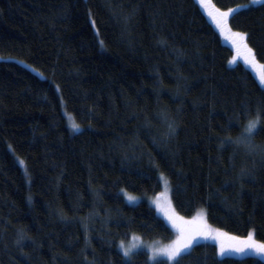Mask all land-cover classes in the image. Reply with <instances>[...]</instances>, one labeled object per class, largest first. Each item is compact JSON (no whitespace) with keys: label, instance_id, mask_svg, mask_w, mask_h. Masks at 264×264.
I'll list each match as a JSON object with an SVG mask.
<instances>
[{"label":"trees","instance_id":"16d2710c","mask_svg":"<svg viewBox=\"0 0 264 264\" xmlns=\"http://www.w3.org/2000/svg\"><path fill=\"white\" fill-rule=\"evenodd\" d=\"M240 11L230 24L264 64V3ZM0 56L15 58L0 59V264H173L118 248L174 238L146 199L161 172L181 216L204 207L212 225L264 240V155L224 142L264 86L198 0H0ZM182 264L264 254L200 242Z\"/></svg>","mask_w":264,"mask_h":264},{"label":"snow or ice","instance_id":"6c2138e0","mask_svg":"<svg viewBox=\"0 0 264 264\" xmlns=\"http://www.w3.org/2000/svg\"><path fill=\"white\" fill-rule=\"evenodd\" d=\"M198 3L207 9L208 16L213 20L221 34H224L234 47L237 50L241 48L244 49L245 62L249 65L259 63V61L256 60L255 50L248 43V33L233 30L230 20L234 23L235 19L242 14L240 11L241 9L249 8L250 4L255 5L264 3V0H249V3H238L234 7H227L226 9L217 7L215 4L210 3L209 0H198ZM92 23L94 24L95 21L93 20ZM100 43L103 46V41H100ZM249 57H251V59ZM0 59L15 58L0 56ZM235 59V57L232 58L233 61H235ZM21 62L23 63V61ZM261 67H264V65H261ZM259 79L260 82L264 84V73L260 74ZM247 112L250 114V110H247ZM176 126L174 120L169 123L170 133H175ZM80 129L81 124L77 122L71 124V130L73 132ZM261 133H264V106L257 107L255 116H252L247 120V123L243 125L242 131L238 137H228L224 142L244 144L249 152H258L264 155V145L255 143L256 135ZM157 168H159V165H157ZM160 176L164 177V173L161 172ZM167 185L168 181L165 179L166 188ZM121 191L127 196L128 201H136L138 199V197L128 193L127 189H121ZM159 196L166 197V193H160ZM155 203L167 223L171 224V226L176 229V236L175 239L166 245H145V247L151 252L149 257L150 260H156L159 256H166L168 261L173 262V264H182L184 255L190 252L193 243L197 241L198 237L213 238L217 240L219 244L218 252L221 256L232 252L245 253L248 249H252L259 254H264V240L256 238L255 228L250 229L245 236H237L231 233H225L220 229L212 228L206 218V209H201L196 216L187 218L181 216L175 208L171 206L170 200L167 204L162 205L158 198ZM85 228H87V225H85ZM141 243L143 242L141 241ZM138 247L139 244L126 246L124 240H120L118 244V248L123 256L129 260L137 254L134 249Z\"/></svg>","mask_w":264,"mask_h":264},{"label":"rangeland","instance_id":"374dc122","mask_svg":"<svg viewBox=\"0 0 264 264\" xmlns=\"http://www.w3.org/2000/svg\"><path fill=\"white\" fill-rule=\"evenodd\" d=\"M239 50H240V54H241L242 56H244V55H245L244 51H243L242 49H239ZM258 64H259L260 66H261V65H264L263 63H260V62H259ZM259 65H254V64H253L251 69L253 70L254 74L256 75L258 81L260 82L259 76H260V74L262 73V69H261V68H264V67H260ZM260 84H261L262 86H264V84H262L261 82H260ZM165 179H167V178L164 176V177H163V181H162V188H161L160 192H158L156 195H150L148 198H146V199H147V200H148V201H149V202H150V203L156 208V210H157V212H158V214H159L160 216H162V214H161V212L159 211V209L157 208V205H156V203H155V201H156L158 198L160 199L162 205L167 204V202L170 200V202H171V206L174 207L173 202H172V198H171V189H170V185H169V182H168L167 188L165 187ZM167 181H168V179H167ZM160 193H166V197H160V196H159ZM132 195H133V194H132ZM134 196L138 197V199H137L136 201H130V202H138V201L142 200V197H140L139 195H135V194H134ZM201 209H205V208H204V207H201V208H200V209H199V210H198L193 216H196L197 213L201 211ZM193 216H192V217H193ZM162 217H163V216H162ZM187 218H191V217H187ZM206 218H207V215H206ZM207 221H208V223L212 226V228H214V229H220V230H222V231L225 232V233H229V232H227V231L224 230V229H221V228H219V227H216V226L212 225V224L209 222L208 219H207ZM168 224H169V223H168ZM169 225L171 226V224H169ZM172 228H173V227H172ZM173 229H174V231H175V236H176V229H175V228H173ZM175 236H174V238H172L171 240L165 242V241H161V240H158V239H155V240L144 239V238H142L140 235H138V234H134V235H133L132 237H130L128 240H124V242H125V245H126V246L139 244V247L134 249L135 252L138 251V250H145V251H147V252L151 255L150 250H149L147 247H145V245H147V244H155V245H157V246L166 245V244L170 243L173 239H175ZM134 237H135V238H134ZM141 241H142L143 243H141ZM200 242H214V243H216V244L218 245V248H219L218 241L215 240V239H213V238H202V237H198V238H197V241L194 242L193 245L196 244V243H200ZM159 258H162V259H166V260H168L166 256H159V257H157L156 259H159ZM169 262H171V261H169Z\"/></svg>","mask_w":264,"mask_h":264}]
</instances>
